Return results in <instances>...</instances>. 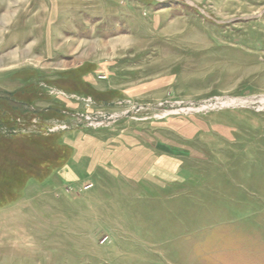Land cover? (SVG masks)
<instances>
[{
    "label": "rangeland",
    "instance_id": "1",
    "mask_svg": "<svg viewBox=\"0 0 264 264\" xmlns=\"http://www.w3.org/2000/svg\"><path fill=\"white\" fill-rule=\"evenodd\" d=\"M8 178L0 264H264V0H0Z\"/></svg>",
    "mask_w": 264,
    "mask_h": 264
},
{
    "label": "trees",
    "instance_id": "2",
    "mask_svg": "<svg viewBox=\"0 0 264 264\" xmlns=\"http://www.w3.org/2000/svg\"><path fill=\"white\" fill-rule=\"evenodd\" d=\"M51 149L53 150V148H51ZM31 151L32 152H38L39 151L38 156L37 157L34 156V160L33 161L32 160L31 161H27L26 160L23 164H20V165L22 166V168L24 169V171H27V172H30L31 171V172L37 174L38 173V170L34 168L35 165L37 164L38 161L39 162H42L43 159H47L50 162L51 161V158H50V155H49L50 152H47V151L46 152H43V150H41V149H33ZM11 165H13V162L12 163L11 162L9 163V166H11ZM3 174H4V172L2 171V175ZM22 174H20V175H22ZM8 179H7V181H4L3 179H1V181H0V185L3 187V189H4L5 192H6L7 189L10 188V186H12V184H14L12 182L13 181L12 178H8ZM5 185H6V189H5ZM0 192L2 194H4L3 191H0ZM0 196H2V195H0Z\"/></svg>",
    "mask_w": 264,
    "mask_h": 264
}]
</instances>
